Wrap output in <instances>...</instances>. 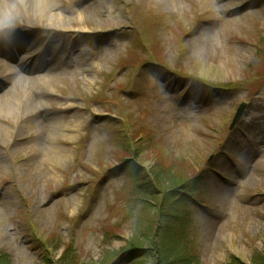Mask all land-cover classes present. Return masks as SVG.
I'll list each match as a JSON object with an SVG mask.
<instances>
[{"label":"rangeland","instance_id":"374dc122","mask_svg":"<svg viewBox=\"0 0 264 264\" xmlns=\"http://www.w3.org/2000/svg\"><path fill=\"white\" fill-rule=\"evenodd\" d=\"M8 1L0 264L263 260L264 0Z\"/></svg>","mask_w":264,"mask_h":264},{"label":"bare ground","instance_id":"6f19581e","mask_svg":"<svg viewBox=\"0 0 264 264\" xmlns=\"http://www.w3.org/2000/svg\"><path fill=\"white\" fill-rule=\"evenodd\" d=\"M15 1L18 3V5L21 8L29 10L30 12L33 13V15L39 16V17H41V19L46 17L45 15L47 14L46 13L47 10H48L47 8L50 5L54 4V0H15ZM7 5H10L8 0H5V3H0V20H1V18L4 17L3 16V11L5 10ZM42 11H44V12H42ZM51 18H53V20H55L54 24L61 23V22L64 21V16L62 14L53 15ZM63 27L64 26H62V28ZM57 28H59V27L57 26ZM9 109L11 110L10 106H8L7 103L5 102V97H3L0 100V116L1 117H5V114L8 113ZM54 150L57 151V153H55V154L59 153V150H57L56 148L53 149V151Z\"/></svg>","mask_w":264,"mask_h":264},{"label":"trees","instance_id":"16d2710c","mask_svg":"<svg viewBox=\"0 0 264 264\" xmlns=\"http://www.w3.org/2000/svg\"><path fill=\"white\" fill-rule=\"evenodd\" d=\"M191 193L192 192H190V194H187V195L185 193H183V195H186L189 197L192 195ZM160 207L162 208V212H160L159 221L165 225V233H167L168 228L170 227V224H171L170 223L171 218L173 217V213L175 212L176 208H174V206H172L171 202H163L160 205ZM150 249L156 250L159 257L160 256L164 257L163 260H166V262H168L169 258L171 257L170 253H168L169 251L166 252L164 247L160 245V242H158L157 236L155 237L153 244L150 246ZM258 264H264V259L261 260Z\"/></svg>","mask_w":264,"mask_h":264},{"label":"clouds","instance_id":"9594fccd","mask_svg":"<svg viewBox=\"0 0 264 264\" xmlns=\"http://www.w3.org/2000/svg\"><path fill=\"white\" fill-rule=\"evenodd\" d=\"M0 3H5V0H0ZM16 15H18V8L15 3L7 5L3 11V16L8 21H11Z\"/></svg>","mask_w":264,"mask_h":264},{"label":"water","instance_id":"95a60500","mask_svg":"<svg viewBox=\"0 0 264 264\" xmlns=\"http://www.w3.org/2000/svg\"><path fill=\"white\" fill-rule=\"evenodd\" d=\"M246 107H247L246 104H241V106L239 107V109H238V111H237V113L235 115V118L233 120V126L236 125L240 121V119H241Z\"/></svg>","mask_w":264,"mask_h":264}]
</instances>
